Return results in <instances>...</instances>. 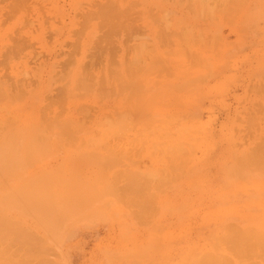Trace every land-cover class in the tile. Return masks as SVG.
I'll list each match as a JSON object with an SVG mask.
<instances>
[{
    "label": "rangeland",
    "instance_id": "374dc122",
    "mask_svg": "<svg viewBox=\"0 0 264 264\" xmlns=\"http://www.w3.org/2000/svg\"><path fill=\"white\" fill-rule=\"evenodd\" d=\"M74 223L100 264H264V0H0V264Z\"/></svg>",
    "mask_w": 264,
    "mask_h": 264
},
{
    "label": "crops",
    "instance_id": "0c3cea01",
    "mask_svg": "<svg viewBox=\"0 0 264 264\" xmlns=\"http://www.w3.org/2000/svg\"><path fill=\"white\" fill-rule=\"evenodd\" d=\"M78 226L83 227H81L77 236L74 239H67L69 233L74 230L73 228ZM94 230L95 228H92L91 225L84 223L67 225L62 236V238L65 236L66 238L56 242L57 248L54 249V253L60 259V264H100L101 251L103 250L95 249L97 244L94 243L102 240L99 237L94 242V235H97L93 233L95 232Z\"/></svg>",
    "mask_w": 264,
    "mask_h": 264
},
{
    "label": "bare ground",
    "instance_id": "6f19581e",
    "mask_svg": "<svg viewBox=\"0 0 264 264\" xmlns=\"http://www.w3.org/2000/svg\"><path fill=\"white\" fill-rule=\"evenodd\" d=\"M42 118V121L44 120V118L43 117H41ZM47 121H45V123H46ZM235 233L239 236L240 235V233H238V232H236V230H235Z\"/></svg>",
    "mask_w": 264,
    "mask_h": 264
}]
</instances>
